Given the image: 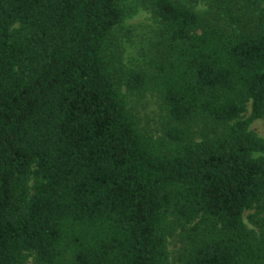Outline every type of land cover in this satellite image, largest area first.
Instances as JSON below:
<instances>
[{"label": "trees", "instance_id": "1", "mask_svg": "<svg viewBox=\"0 0 264 264\" xmlns=\"http://www.w3.org/2000/svg\"><path fill=\"white\" fill-rule=\"evenodd\" d=\"M126 1L0 0V264H172L175 237L179 264H264V0H139L147 72L113 35Z\"/></svg>", "mask_w": 264, "mask_h": 264}, {"label": "rangeland", "instance_id": "2", "mask_svg": "<svg viewBox=\"0 0 264 264\" xmlns=\"http://www.w3.org/2000/svg\"><path fill=\"white\" fill-rule=\"evenodd\" d=\"M184 4L194 8L204 17L215 18V9L212 7L211 0H180ZM125 19L121 25L114 30V37L117 39L123 54L124 63L133 69L151 71L150 61L155 57L156 47L161 40L163 26L157 20L148 6L139 0H127L125 2ZM207 19V18H206ZM223 18L220 17V20ZM128 107L137 116L142 128L159 138L163 135L164 120L160 98L153 93H147L138 97L132 95L128 99ZM250 116V106L246 118ZM259 137L264 139V119L256 120L251 125ZM246 212L245 222L250 228ZM180 242L177 237L170 240L169 250L171 253L172 264L177 262Z\"/></svg>", "mask_w": 264, "mask_h": 264}]
</instances>
